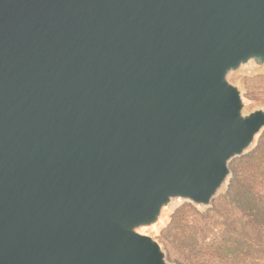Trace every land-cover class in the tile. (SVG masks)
<instances>
[{
	"label": "water",
	"instance_id": "water-1",
	"mask_svg": "<svg viewBox=\"0 0 264 264\" xmlns=\"http://www.w3.org/2000/svg\"><path fill=\"white\" fill-rule=\"evenodd\" d=\"M246 66L264 0H0V264H177L144 232L264 130Z\"/></svg>",
	"mask_w": 264,
	"mask_h": 264
},
{
	"label": "trees",
	"instance_id": "trees-1",
	"mask_svg": "<svg viewBox=\"0 0 264 264\" xmlns=\"http://www.w3.org/2000/svg\"><path fill=\"white\" fill-rule=\"evenodd\" d=\"M230 168L232 178L228 196L230 204L242 217L241 224L240 220L232 217L233 214L224 213L217 205L211 212L202 216L210 219V223L204 225L194 223L193 216L199 215L196 209L191 208L192 214L176 211L171 216L162 241L173 247L174 259L179 264H254L255 262H250V258H263L259 262L264 264V133L248 157ZM217 226L228 229L230 239L233 240L232 246L217 243L220 237L211 245L202 244L196 239V235L202 239L206 238L207 232L214 233ZM181 245H184V252L179 250ZM208 252L216 255L206 262L197 260V254ZM227 256H238L242 259L225 260Z\"/></svg>",
	"mask_w": 264,
	"mask_h": 264
},
{
	"label": "rangeland",
	"instance_id": "rangeland-1",
	"mask_svg": "<svg viewBox=\"0 0 264 264\" xmlns=\"http://www.w3.org/2000/svg\"><path fill=\"white\" fill-rule=\"evenodd\" d=\"M230 81L233 83H239L240 87L242 89V96L244 100L247 102L246 109L248 111L253 110L255 108H264V69H251L249 67H243L238 72L233 73L230 76ZM264 133V130L256 137V141L254 146L244 155L240 157L234 158L230 162V167L236 163L241 162L243 159L247 158L248 155L251 153V151L255 148L257 145L258 139L262 136ZM231 169V168H230ZM232 178V170H231V176L228 178L226 185L218 192L216 197L212 201V205L210 207H197L193 203L186 201V200H177L173 202V204L170 207V210L168 211L167 215L165 216L162 224L158 227L152 228L148 231H145V234L151 235L154 238L158 239L162 245L164 246L165 250L167 251V259L168 261L172 263L179 264L173 256L174 249L171 245H169L167 242H163L162 238L164 236V233L166 232V229L171 222V216L178 210L184 211L186 214H192V209L194 208L198 211L199 215H194V223L196 225H204L206 223H210V219L202 218L205 214L211 212V210L215 207V205L218 206L219 210L223 211L224 213H228V215H232L234 219H238V221L241 224L242 217L241 215L234 210L233 206L230 204L229 196H228V188L230 184V180ZM231 217V218H232ZM197 230H193V232H196ZM192 232V233H193ZM219 233H223V235L220 236ZM206 238L202 239L196 235V239L202 244H208L211 245L218 239L217 237H220L221 239L217 240V243H227L228 245H233V240L230 239V232L226 227H220L217 226L215 229V232L205 235ZM217 238V239H216ZM180 251L184 252L185 248L184 245H181L179 248ZM213 252H208L205 254H197L196 258L198 261L206 262L211 257H213ZM261 258V257H260ZM226 259H235V260H241V257H235L232 258L231 256L225 257ZM263 260V258H261ZM260 259L250 258V262L254 264H261L262 261Z\"/></svg>",
	"mask_w": 264,
	"mask_h": 264
}]
</instances>
